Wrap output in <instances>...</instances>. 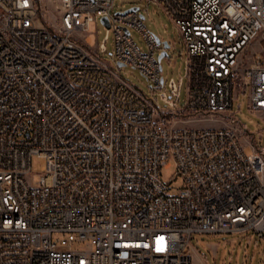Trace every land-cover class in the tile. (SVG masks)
Wrapping results in <instances>:
<instances>
[{
  "label": "built area",
  "instance_id": "1",
  "mask_svg": "<svg viewBox=\"0 0 264 264\" xmlns=\"http://www.w3.org/2000/svg\"><path fill=\"white\" fill-rule=\"evenodd\" d=\"M147 1L182 36L179 80L166 78L156 53L170 58L171 44L140 6L0 0V264H194L196 234L264 237V145L234 112L238 85L264 116V0ZM100 17L113 61L102 57L108 37L92 46L85 35ZM35 156L47 159L36 184ZM172 164L175 193L162 177ZM80 241L91 247L72 248Z\"/></svg>",
  "mask_w": 264,
  "mask_h": 264
},
{
  "label": "rangeland",
  "instance_id": "2",
  "mask_svg": "<svg viewBox=\"0 0 264 264\" xmlns=\"http://www.w3.org/2000/svg\"><path fill=\"white\" fill-rule=\"evenodd\" d=\"M135 6H140L144 10V23L146 27L156 36L160 37L162 41L170 42V58L163 57L161 62L166 78H176L179 80L181 75L186 74L188 57L178 27L160 5L154 2L148 3L147 0H115L112 9L114 12H123ZM55 19V15L51 13L50 20L54 21ZM85 35L92 38V46L105 41L108 37V41L106 42L108 50L102 53V57L107 62L113 61L115 52L114 32L108 28L101 17L97 21L92 22L90 30ZM132 36L139 46L147 49V45L142 39L140 32L133 29ZM156 55L159 57V53H156ZM256 56L261 57L263 53L259 51ZM118 71L124 78L141 88L146 94L151 95L150 87L152 86V82L138 68L127 65L122 66ZM187 90L188 79L185 77L181 89L182 105L187 98ZM236 93L238 96L234 102V112L240 122L247 125L250 136L261 147L264 145V116L250 109L249 90L243 92L236 85ZM220 124L222 122L210 121L201 123V125ZM246 151L249 153L252 151V148L247 146ZM46 164V158L40 156L34 157L32 173L34 184L44 174L42 169ZM162 177L166 182H171L173 193L177 192V188L182 185L181 179L176 175L175 164H172L170 168H164ZM192 245L196 249L193 254L194 264H264V237H257L253 232L196 234L192 238ZM90 247V241H80L72 244V248L79 250Z\"/></svg>",
  "mask_w": 264,
  "mask_h": 264
},
{
  "label": "water",
  "instance_id": "3",
  "mask_svg": "<svg viewBox=\"0 0 264 264\" xmlns=\"http://www.w3.org/2000/svg\"><path fill=\"white\" fill-rule=\"evenodd\" d=\"M138 8H139L138 6H135V7L130 8L129 10H138ZM143 17H144V16H143ZM102 21H103L107 26H110V23H109V20H108L107 17H102ZM157 40H158L159 42H161V38L158 37V36H157ZM164 44H165L166 47H169V46H170L169 41H164ZM167 54H168L167 50H164V51L162 52V54H160L159 59L162 60V58L165 57V56H167ZM120 65L123 66L124 63H120Z\"/></svg>",
  "mask_w": 264,
  "mask_h": 264
}]
</instances>
